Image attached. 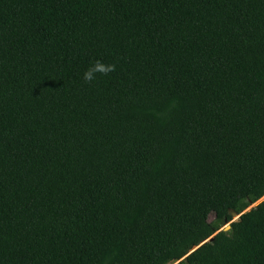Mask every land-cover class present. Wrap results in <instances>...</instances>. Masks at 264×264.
<instances>
[{
  "label": "trees",
  "instance_id": "1",
  "mask_svg": "<svg viewBox=\"0 0 264 264\" xmlns=\"http://www.w3.org/2000/svg\"><path fill=\"white\" fill-rule=\"evenodd\" d=\"M263 196L264 0H0V264H264Z\"/></svg>",
  "mask_w": 264,
  "mask_h": 264
},
{
  "label": "clouds",
  "instance_id": "2",
  "mask_svg": "<svg viewBox=\"0 0 264 264\" xmlns=\"http://www.w3.org/2000/svg\"><path fill=\"white\" fill-rule=\"evenodd\" d=\"M115 70L116 66L114 64H105L102 61L97 60L84 72L83 78L86 82H91L96 79L97 73L107 75Z\"/></svg>",
  "mask_w": 264,
  "mask_h": 264
},
{
  "label": "water",
  "instance_id": "3",
  "mask_svg": "<svg viewBox=\"0 0 264 264\" xmlns=\"http://www.w3.org/2000/svg\"><path fill=\"white\" fill-rule=\"evenodd\" d=\"M263 199H264V196L261 197L260 199H258L255 203H253V204H252L250 207H248L246 210H249L252 206L258 204V203H259L260 201H262ZM229 213H230V215H231L232 220H231L230 222L226 223V225H225L224 227H222L220 230H228V229L231 227V222L234 221V220H237V219L239 218V216H240V214H239L237 211H235L234 209H230V210H229ZM212 238H213V236H211V237L208 238L207 240H211ZM196 247H197V246H194V247L191 249V251L194 250ZM179 260H180V259H174V260L171 262V264H176L177 262H179Z\"/></svg>",
  "mask_w": 264,
  "mask_h": 264
}]
</instances>
